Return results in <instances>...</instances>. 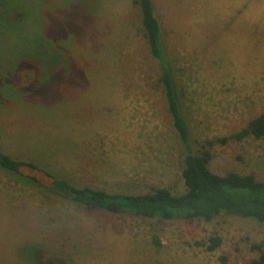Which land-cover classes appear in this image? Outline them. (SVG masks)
Wrapping results in <instances>:
<instances>
[{"label": "rangeland", "instance_id": "374dc122", "mask_svg": "<svg viewBox=\"0 0 264 264\" xmlns=\"http://www.w3.org/2000/svg\"><path fill=\"white\" fill-rule=\"evenodd\" d=\"M152 2L195 147L264 112V0ZM0 150L80 186L184 192V152L134 0H0ZM211 152L212 171L264 180V138ZM255 244L256 219L88 209L0 169V264H252Z\"/></svg>", "mask_w": 264, "mask_h": 264}, {"label": "trees", "instance_id": "16d2710c", "mask_svg": "<svg viewBox=\"0 0 264 264\" xmlns=\"http://www.w3.org/2000/svg\"><path fill=\"white\" fill-rule=\"evenodd\" d=\"M134 3L139 6L141 24L150 51L158 63L159 81L163 88L167 110L184 152L181 171L185 185L184 192L172 193L166 187H154L143 193H122L80 186L34 162L14 159L1 150L0 169L40 188H47L67 196L88 209H101L112 213L161 220L194 218L208 220L219 214H229L264 222V180L256 179L252 173L241 174L230 171L219 174L210 168L213 157L211 148L216 143L225 144L229 140L241 141L249 136L264 138V112L249 120L240 130L227 136L206 139L195 147L153 2L134 0ZM159 242L157 236H153L154 245L159 246ZM221 243L222 239L219 235L211 236L206 248L214 250ZM254 246L260 254L252 260V264H264V244Z\"/></svg>", "mask_w": 264, "mask_h": 264}]
</instances>
